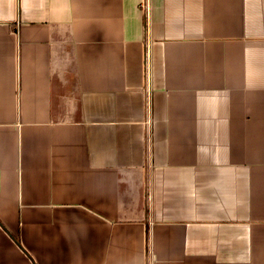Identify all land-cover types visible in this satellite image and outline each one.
<instances>
[{
    "label": "crops",
    "instance_id": "obj_1",
    "mask_svg": "<svg viewBox=\"0 0 264 264\" xmlns=\"http://www.w3.org/2000/svg\"><path fill=\"white\" fill-rule=\"evenodd\" d=\"M0 264H264V0H0Z\"/></svg>",
    "mask_w": 264,
    "mask_h": 264
},
{
    "label": "rangeland",
    "instance_id": "obj_2",
    "mask_svg": "<svg viewBox=\"0 0 264 264\" xmlns=\"http://www.w3.org/2000/svg\"><path fill=\"white\" fill-rule=\"evenodd\" d=\"M143 6H145V5H143ZM146 8L145 7H143V8H141V12H146V10H145Z\"/></svg>",
    "mask_w": 264,
    "mask_h": 264
}]
</instances>
